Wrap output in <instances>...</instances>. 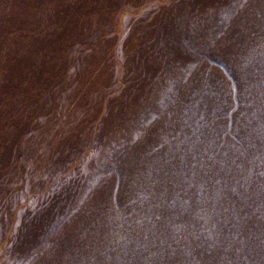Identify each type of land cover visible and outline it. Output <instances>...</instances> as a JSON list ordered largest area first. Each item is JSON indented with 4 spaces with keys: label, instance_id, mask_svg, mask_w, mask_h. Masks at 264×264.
<instances>
[{
    "label": "rangeland",
    "instance_id": "rangeland-1",
    "mask_svg": "<svg viewBox=\"0 0 264 264\" xmlns=\"http://www.w3.org/2000/svg\"><path fill=\"white\" fill-rule=\"evenodd\" d=\"M0 264H264V0H0Z\"/></svg>",
    "mask_w": 264,
    "mask_h": 264
}]
</instances>
